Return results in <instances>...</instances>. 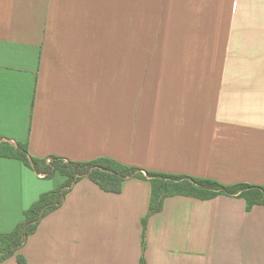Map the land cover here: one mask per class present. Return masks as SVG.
<instances>
[{"label": "crops", "instance_id": "0c3cea01", "mask_svg": "<svg viewBox=\"0 0 264 264\" xmlns=\"http://www.w3.org/2000/svg\"><path fill=\"white\" fill-rule=\"evenodd\" d=\"M0 141L264 184V0H0ZM47 179L0 156V233ZM151 192L85 177L2 264H264V206L224 194L167 197L144 249Z\"/></svg>", "mask_w": 264, "mask_h": 264}, {"label": "trees", "instance_id": "16d2710c", "mask_svg": "<svg viewBox=\"0 0 264 264\" xmlns=\"http://www.w3.org/2000/svg\"><path fill=\"white\" fill-rule=\"evenodd\" d=\"M28 151L26 144L14 145L7 141H0V156L20 159L48 178L59 173L65 177V180L57 188L42 193L24 211L23 219L16 224L13 230L0 233V264L24 247L29 237L37 231L41 221L60 207L67 194L85 177L90 178L101 189L112 193L121 192L124 181L129 178H142L151 182L150 209L143 219L144 249L146 248L148 219L150 215L163 209L167 197L184 195L199 199H212L224 194L244 198L248 210L256 205L264 206V184L247 182L224 184L211 178L143 170L109 157L85 161L66 160L60 156L30 157ZM19 259L25 263L21 256ZM142 263L145 264L144 258H142Z\"/></svg>", "mask_w": 264, "mask_h": 264}, {"label": "rangeland", "instance_id": "374dc122", "mask_svg": "<svg viewBox=\"0 0 264 264\" xmlns=\"http://www.w3.org/2000/svg\"><path fill=\"white\" fill-rule=\"evenodd\" d=\"M47 180H48V184L53 185V187H55V185H60V183H63L65 178L61 174L57 173L53 177H51Z\"/></svg>", "mask_w": 264, "mask_h": 264}, {"label": "built area", "instance_id": "2783aa9c", "mask_svg": "<svg viewBox=\"0 0 264 264\" xmlns=\"http://www.w3.org/2000/svg\"><path fill=\"white\" fill-rule=\"evenodd\" d=\"M48 161H50V159H48Z\"/></svg>", "mask_w": 264, "mask_h": 264}]
</instances>
